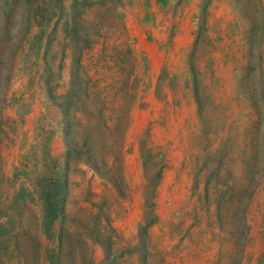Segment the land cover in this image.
<instances>
[{
    "label": "rangeland",
    "instance_id": "374dc122",
    "mask_svg": "<svg viewBox=\"0 0 264 264\" xmlns=\"http://www.w3.org/2000/svg\"><path fill=\"white\" fill-rule=\"evenodd\" d=\"M0 264H264V0H0Z\"/></svg>",
    "mask_w": 264,
    "mask_h": 264
}]
</instances>
